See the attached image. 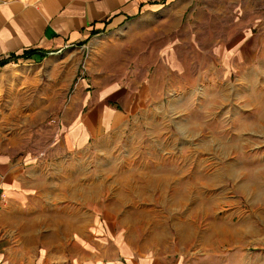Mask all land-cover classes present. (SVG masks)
Instances as JSON below:
<instances>
[{
  "label": "rangeland",
  "instance_id": "rangeland-1",
  "mask_svg": "<svg viewBox=\"0 0 264 264\" xmlns=\"http://www.w3.org/2000/svg\"><path fill=\"white\" fill-rule=\"evenodd\" d=\"M155 1L0 61V164L39 184L36 212L89 200L106 264H264V0Z\"/></svg>",
  "mask_w": 264,
  "mask_h": 264
},
{
  "label": "crops",
  "instance_id": "crops-1",
  "mask_svg": "<svg viewBox=\"0 0 264 264\" xmlns=\"http://www.w3.org/2000/svg\"><path fill=\"white\" fill-rule=\"evenodd\" d=\"M155 3L9 0L0 4V61L9 59L1 67L33 65L47 56L84 49L96 37L117 34ZM261 24L264 26V22ZM22 173L10 166L0 167V193L8 197L2 203L0 195V264H106L102 238L99 235L98 241H92V225L99 228V234L101 227L90 213L89 200L84 199L75 207L70 199V204L58 214L53 209L36 212L38 206L49 204L39 190L35 195L26 192L31 185L37 188L39 184L24 181ZM92 243L96 246L93 251Z\"/></svg>",
  "mask_w": 264,
  "mask_h": 264
},
{
  "label": "bare ground",
  "instance_id": "bare-ground-1",
  "mask_svg": "<svg viewBox=\"0 0 264 264\" xmlns=\"http://www.w3.org/2000/svg\"><path fill=\"white\" fill-rule=\"evenodd\" d=\"M257 128H259V129H263V128H264V125H262L261 122H260V125H258ZM159 180H161V179H156V178H155V182H156V181H159Z\"/></svg>",
  "mask_w": 264,
  "mask_h": 264
},
{
  "label": "built area",
  "instance_id": "built-area-1",
  "mask_svg": "<svg viewBox=\"0 0 264 264\" xmlns=\"http://www.w3.org/2000/svg\"><path fill=\"white\" fill-rule=\"evenodd\" d=\"M9 0H0V4L7 3Z\"/></svg>",
  "mask_w": 264,
  "mask_h": 264
},
{
  "label": "trees",
  "instance_id": "trees-1",
  "mask_svg": "<svg viewBox=\"0 0 264 264\" xmlns=\"http://www.w3.org/2000/svg\"><path fill=\"white\" fill-rule=\"evenodd\" d=\"M11 60V59H10ZM13 60V59H12ZM7 61H4L3 64H5Z\"/></svg>",
  "mask_w": 264,
  "mask_h": 264
}]
</instances>
